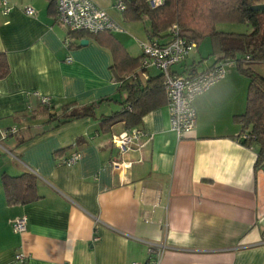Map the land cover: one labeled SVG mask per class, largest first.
<instances>
[{
	"label": "crops",
	"instance_id": "0c3cea01",
	"mask_svg": "<svg viewBox=\"0 0 264 264\" xmlns=\"http://www.w3.org/2000/svg\"><path fill=\"white\" fill-rule=\"evenodd\" d=\"M6 2L4 13L0 0V51L9 66L0 79V174H32L40 197L8 204L0 178V264H264V167H254L257 147L240 141L233 119L245 110L249 84L235 62L219 60L210 43L212 58L201 70L221 63L224 76L194 99L193 130L178 138L162 104L143 116L138 147L120 153L114 139L121 123L101 131L98 119L84 117L54 126L47 114L28 111L40 96L57 114L71 101L121 100L110 49L95 37L66 49V29L48 0ZM126 26L140 35L133 21ZM112 34L129 55H141L142 41L135 51L125 30ZM203 53L172 71L199 70ZM152 68L137 69L138 79L158 75ZM114 107L118 102L102 101L96 113ZM58 149L79 157L56 164ZM114 158L129 165L113 168ZM22 216L25 229L14 232L12 221ZM147 241L163 245L158 257Z\"/></svg>",
	"mask_w": 264,
	"mask_h": 264
},
{
	"label": "trees",
	"instance_id": "16d2710c",
	"mask_svg": "<svg viewBox=\"0 0 264 264\" xmlns=\"http://www.w3.org/2000/svg\"><path fill=\"white\" fill-rule=\"evenodd\" d=\"M126 8L123 17L127 21L149 19L146 27L148 38H168V29L172 24L178 27L179 35L196 46L204 39L211 43V53L221 61H233L237 71L249 79L246 93L245 110L234 115L235 122L241 125L240 141L257 147L254 167H264V9H254L264 5V0H163L155 7H150L147 0H124ZM48 11L55 20L56 0H48ZM219 22L245 23L252 27L248 33L220 31ZM69 37V49L79 46V41L86 37H95L98 43L110 49V65L114 80L118 83L117 92L123 95L121 100L106 97L83 105L71 101L61 107L60 113L53 111V105L43 104L35 108L28 106L30 117L45 113L48 121L56 120L54 126L70 120L90 117L98 119L101 131L115 123H121L125 129L137 127L143 116L149 111L167 103L163 77L150 76L145 82L138 79L136 70H145L140 66L141 56L132 57L112 32L102 31H66ZM162 42V41H161ZM9 72L8 62L0 51V79ZM114 100L120 107L110 113L97 114L96 109L102 101ZM13 132L14 130L11 129ZM11 132V133H12ZM241 135V136H242ZM64 149L54 152L56 164L67 157ZM6 202L8 204H27L37 200L35 178L24 172L18 175L0 174Z\"/></svg>",
	"mask_w": 264,
	"mask_h": 264
},
{
	"label": "built area",
	"instance_id": "2783aa9c",
	"mask_svg": "<svg viewBox=\"0 0 264 264\" xmlns=\"http://www.w3.org/2000/svg\"><path fill=\"white\" fill-rule=\"evenodd\" d=\"M150 7H155L163 0H147ZM2 11L9 10L6 0H1ZM113 7L123 12L126 8L124 0H115ZM25 12L29 15L34 13L32 7L27 6ZM55 22L63 26L66 31H86L89 33L123 32V27L116 22L93 0H56ZM169 37L161 42L157 38H149L140 42L141 59L140 66L147 69L154 67L162 74L163 85L167 97L170 128L178 138L190 133L196 124V109L194 99L219 81L224 76V69L221 63H217L203 70H191L187 74H177L171 67L186 59L196 47L194 41H188L179 35L178 27L174 23L168 29ZM63 45L69 49V37L65 35ZM70 59V57H66ZM39 101L49 104L50 99L40 96ZM143 131L140 127L123 129L114 139V144L120 153L130 151L139 145V139ZM241 137H245L242 135ZM79 157L77 150L71 152L62 163L73 165ZM113 168L128 166L129 162L117 158L110 160ZM26 218L18 217L12 221V230L22 232L25 229ZM150 250L157 251V257L161 254L163 245L160 243L146 242ZM23 255L18 253L15 258L22 261ZM130 264H138L131 262Z\"/></svg>",
	"mask_w": 264,
	"mask_h": 264
},
{
	"label": "rangeland",
	"instance_id": "374dc122",
	"mask_svg": "<svg viewBox=\"0 0 264 264\" xmlns=\"http://www.w3.org/2000/svg\"><path fill=\"white\" fill-rule=\"evenodd\" d=\"M95 3H97L102 9L105 10L106 13H108L116 22H118L123 29L127 32V37L132 41V43L135 45L134 49L135 51L138 49V41H146V32H145V26L150 25L149 19L144 17L141 20H136L133 21L135 25L140 27L139 33L140 35H137L136 33L131 32L127 28V24L131 21H127L123 17V13L120 11L116 10L113 7V3L115 0H94ZM63 27V26H62ZM216 28L220 31H225V32H235V33H248L252 30V27L249 24L245 23H234V22H219L216 24ZM142 33V34H141ZM210 47V42L208 39L203 40L201 43L198 44V49L197 46L192 50L191 53H196L198 50L200 52H205L203 53V56H207L205 59H202L200 63L197 64V68L201 70L205 66V62L209 61L210 58H212V55H209V49ZM128 51L133 54L134 50L130 47L128 48ZM156 69V68H152ZM158 70V69H156ZM117 106V105H115ZM117 107H114L116 109ZM113 109V110H114ZM99 112V111H98Z\"/></svg>",
	"mask_w": 264,
	"mask_h": 264
},
{
	"label": "water",
	"instance_id": "95a60500",
	"mask_svg": "<svg viewBox=\"0 0 264 264\" xmlns=\"http://www.w3.org/2000/svg\"><path fill=\"white\" fill-rule=\"evenodd\" d=\"M127 1H131V0H127ZM254 9H264V5H256L253 7ZM88 42V40L86 38H83L79 41L80 45H86Z\"/></svg>",
	"mask_w": 264,
	"mask_h": 264
}]
</instances>
